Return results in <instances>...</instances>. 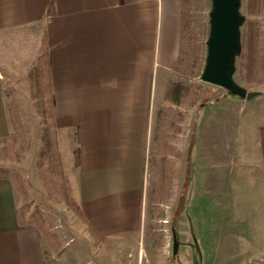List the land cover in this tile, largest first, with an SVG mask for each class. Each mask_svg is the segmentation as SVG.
Returning <instances> with one entry per match:
<instances>
[{"label":"crops","instance_id":"1","mask_svg":"<svg viewBox=\"0 0 264 264\" xmlns=\"http://www.w3.org/2000/svg\"><path fill=\"white\" fill-rule=\"evenodd\" d=\"M253 22L260 82L264 0ZM180 48L179 0H0V140L12 133L9 105L22 102L15 88L28 85L44 51L63 172L85 224L107 244L104 264H132L134 253L143 264L151 111L173 80ZM239 105L226 98L199 106L183 184L189 189L194 174L199 191L183 204L189 234L173 230L175 264H264V112L242 116ZM19 200L12 180L0 177V264H78L82 251L60 261L21 216Z\"/></svg>","mask_w":264,"mask_h":264},{"label":"rangeland","instance_id":"2","mask_svg":"<svg viewBox=\"0 0 264 264\" xmlns=\"http://www.w3.org/2000/svg\"><path fill=\"white\" fill-rule=\"evenodd\" d=\"M179 2L180 7H183L187 13L188 21L183 42V61L180 67L183 72L193 69L200 71L201 74L206 56L205 43L209 33L211 0H179ZM249 7V0H241L240 11L245 17L241 32L245 30L248 22L255 20V15H252V10ZM238 66L239 60H236V69ZM172 79L189 90H194L195 87L203 83L200 77L185 80L177 74L173 75ZM234 80L247 92L257 93V96L249 100L234 98L229 93L224 96L226 91L223 89L203 83L211 89L210 95H212L205 105L210 107L217 101L229 98V101L230 99H237L242 103V105L236 106L237 114L246 116L249 113L264 112V86H262L264 80L262 79L260 82L257 81L258 79L248 81L240 79L236 74ZM3 86L6 96H12L14 87L9 82H5ZM24 86L21 84L17 89L15 88L22 100L18 103L19 107L13 109L12 104L9 105L12 133L0 141V169L8 171L9 178L14 183L20 199L19 213L27 223H32L41 230L49 229L56 236L55 242L52 243L53 246L51 244L50 246L57 258L60 256V261L65 262L64 257L68 252L80 250L82 252L79 251L80 253L75 255L78 264H84L87 261L88 264H94L93 259L88 260L89 258H87L89 256L87 251L90 249L96 253L93 256L96 255L97 261L104 264L106 256L111 254L107 253L106 255L102 251L103 246L107 244L90 233L88 226L62 201V196L59 193L50 195L41 184L39 171L47 167V164L42 161L41 168L38 167L40 161L38 155L42 145V120L31 100L29 81L25 88ZM210 101L213 103L210 104ZM200 111L198 106L194 108L165 106L163 99L152 108L146 188L140 230L141 241H143V234L146 232L143 241V248L145 249L143 264H149V261L152 264H157L156 262L175 264L173 256L176 255L177 248L176 253L173 250L174 246H177L178 238L174 236L173 230L177 234L181 231L189 234L190 223L186 220V214L184 215L183 204L188 197L189 199L192 198L195 203L199 186L194 174L191 177V182H189V189L185 190L183 184L187 167V148L191 143V138H194L195 124L200 118ZM19 126L21 130H19ZM55 133L54 127L53 140L60 157ZM175 152L180 153L178 158L174 157ZM162 161L166 162V174L165 181L160 186L157 170ZM170 169L171 172L169 173ZM15 175H19L21 178L22 190L15 183ZM53 184L50 182L48 186L53 187ZM66 186L68 194L72 198L67 178ZM42 235L44 236L43 232ZM62 253L63 255H60ZM180 256L183 257L184 254ZM135 261L136 254L134 253L130 263L135 264Z\"/></svg>","mask_w":264,"mask_h":264},{"label":"trees","instance_id":"3","mask_svg":"<svg viewBox=\"0 0 264 264\" xmlns=\"http://www.w3.org/2000/svg\"><path fill=\"white\" fill-rule=\"evenodd\" d=\"M259 2L260 0H249V8L252 10V15L258 14ZM187 22V13L182 7L180 55L172 70L180 78L190 80L199 78L200 71L189 69L183 72L180 67V64L183 61V42L187 30ZM257 37V23L253 21L248 22L246 24L245 30L241 32V52L240 55L236 58V60H239V66L237 67V69H235V74L240 79H245L248 81H255L257 79ZM47 64V56L43 51L36 59V62L27 72L30 97L34 103L37 114L42 120L43 127L41 135L42 145L40 147V152L38 155L40 159L38 167L41 168V161L45 162L47 164V167L39 171V176L41 178V184L48 190V193L50 195L59 193L62 196V201L80 220L85 223V218L81 209L74 202V200L70 198L68 194L66 178L62 172L60 157L53 140L54 115L52 110L51 84L47 72ZM210 90L211 89L203 83L195 87L194 90H189L183 87L178 81L169 80L165 93L163 95V102L165 106H185L186 108H194L196 106L199 107L202 105L204 106L212 96L210 95ZM19 130H21L20 126ZM165 168L166 162L162 161L160 167L157 170L158 182L160 186L165 181ZM0 177L9 178V172L4 169H0ZM14 180L17 187L22 190L23 187L19 175H15ZM50 182L54 183L53 187L48 186V183ZM41 231L43 232L45 238L50 241V244L53 246L52 243L55 242L56 236L51 233L49 229H42ZM89 231L93 236L101 240V238L96 235L90 228Z\"/></svg>","mask_w":264,"mask_h":264},{"label":"water","instance_id":"4","mask_svg":"<svg viewBox=\"0 0 264 264\" xmlns=\"http://www.w3.org/2000/svg\"><path fill=\"white\" fill-rule=\"evenodd\" d=\"M240 7L241 0H211L206 56L200 79L227 94L249 100L257 93L247 92L234 80L236 58L241 52L240 30L245 22ZM173 252L176 253V245Z\"/></svg>","mask_w":264,"mask_h":264},{"label":"built area","instance_id":"5","mask_svg":"<svg viewBox=\"0 0 264 264\" xmlns=\"http://www.w3.org/2000/svg\"><path fill=\"white\" fill-rule=\"evenodd\" d=\"M227 95H228L227 93H225V94H224V96H227ZM209 103H210V104H212V103H213V101H210Z\"/></svg>","mask_w":264,"mask_h":264}]
</instances>
